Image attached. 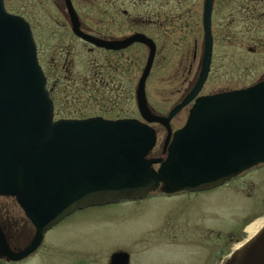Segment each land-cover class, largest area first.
Masks as SVG:
<instances>
[{
  "label": "water",
  "instance_id": "95a60500",
  "mask_svg": "<svg viewBox=\"0 0 264 264\" xmlns=\"http://www.w3.org/2000/svg\"><path fill=\"white\" fill-rule=\"evenodd\" d=\"M212 2L204 3L199 88L210 64ZM82 37L106 49L133 42L150 48L135 92L143 121H55L30 27L23 18L8 14L0 0V196L16 199L38 237L76 211L138 201L157 191H206L264 164V81L198 99L184 126L172 133L170 120L182 106L161 117L152 113L146 100L152 42L141 35L115 43ZM152 123L167 131L164 158L149 157L157 144ZM263 229L226 264H264ZM128 263L124 252L109 260Z\"/></svg>",
  "mask_w": 264,
  "mask_h": 264
},
{
  "label": "flooded vegetation",
  "instance_id": "af4514ba",
  "mask_svg": "<svg viewBox=\"0 0 264 264\" xmlns=\"http://www.w3.org/2000/svg\"><path fill=\"white\" fill-rule=\"evenodd\" d=\"M15 1L18 2V0H2V3L8 14L23 18L30 27L36 45L37 61L45 76L46 89L53 104L54 119L86 120L96 117L112 121L132 119L127 116V111H129L130 80L135 72L139 75L138 80L141 78L150 54V48L144 43L133 42L121 49H106L95 45L82 36L88 39L113 43L125 41L136 35L144 36L150 40L154 47V54L147 77L148 80L155 72V69H158V57L163 52L164 45L168 44V36H173L175 33L170 31L171 34H168L167 40L162 42L164 45H158V28L161 31L165 25L168 30L171 26L169 22L168 26L164 24L167 21L162 16V13H158V9L156 10L154 7L152 11L147 12L144 8L146 7L145 3H147L144 1L147 0H28L26 7L31 13L29 19L12 10L11 6H13ZM173 1L181 3L192 0ZM204 3L205 0H201L202 45L195 74L192 76L194 73L192 63L196 62L198 53V46L196 44H194V49L191 53L192 61L182 71L183 74L176 69L178 62L174 64L175 68L170 73L172 77H176L177 75L181 79L170 82L171 85H174L175 90L173 93L176 94L177 98L167 114L162 117H167L171 111L182 106L170 120L169 126L172 132L183 127L198 99L238 92L264 81V75H262L254 83L242 86L241 78L235 76L233 84H230L231 86L204 93L205 86L213 82L211 78L214 73H217L218 81L222 80L219 72H217L218 68H214L213 66L219 38L227 46L234 47L239 51L236 54V69L240 72V49L243 41L240 40L242 29L249 30L253 28L258 32L264 29V0H213L210 23L212 49L209 70L201 87H197L204 54ZM38 12L43 14L41 21L35 19ZM216 12H219V14L224 13L226 17H222L221 22L214 25L213 21L216 17ZM147 16L150 18H147ZM74 28L77 30V33L74 32ZM233 28L237 32L235 35L232 33ZM254 41L259 51L263 52L264 36L257 37ZM77 49L91 59L89 60V64H87L85 72L75 70V58L79 54L77 53ZM250 52H254V50H250ZM139 56L144 62L143 65L141 64L137 68L136 57ZM160 57L163 62L164 58ZM232 75L230 72L229 76ZM136 87L134 93L136 92ZM104 100H107L110 109H106L105 112L103 111L105 115H101L99 113H103L101 111L103 108L101 103ZM74 102L81 103L82 105H91V108H95L94 110L99 115H84L80 112L76 114L65 113L60 117H55L57 106ZM98 108L101 109L98 110ZM150 109L156 114L152 107ZM63 112H66L65 109ZM115 112L117 113L114 114ZM182 114H184V118L180 121V125L178 127L172 126L173 121ZM156 126L165 132L164 142L167 137V131L161 125L156 124ZM156 130L159 133L157 128ZM162 151L163 149L161 148L158 157L162 156ZM261 168L263 169L264 165H259L248 170L214 189L201 192H181L172 196L191 195L196 197L203 192L228 189L226 187H229L228 185L230 184H235L239 187L242 186L245 177L251 172L259 171ZM245 184L247 185L246 182ZM236 188L232 187L233 195H237ZM140 201L143 200L121 201L90 208L109 207L121 203H138ZM90 208L76 211L73 214L87 211ZM178 209L179 206L173 210V213L169 217L171 221L167 223L166 227L159 228L161 230L165 229V232L157 233L154 238H144L143 242L150 244L158 243L159 245L165 241H173L177 246H181V249L190 247L191 243L193 245L194 243L197 244L195 242L197 238L194 236V231L196 229L199 231L209 230V225H203V223L196 224L190 221L189 217L187 218L183 215L176 217L175 214L179 213ZM73 214L64 218L38 237L36 226L24 215L16 200L11 197H0V264H98L97 251L86 257L70 259H66L60 254H54V250L48 242V236ZM203 243L209 244V240L203 238ZM28 249L31 250L27 252ZM108 252H110V255L102 258L103 264H109L110 257L118 252L127 253L129 256L128 264L133 263L132 254L128 251H120V249L116 251L112 249ZM68 260L71 263H67Z\"/></svg>",
  "mask_w": 264,
  "mask_h": 264
},
{
  "label": "rangeland",
  "instance_id": "374dc122",
  "mask_svg": "<svg viewBox=\"0 0 264 264\" xmlns=\"http://www.w3.org/2000/svg\"><path fill=\"white\" fill-rule=\"evenodd\" d=\"M144 2H147L144 7L147 12L152 11L153 7L158 9V13H162L167 21L164 24L168 26L170 23L171 25L168 30L165 25L161 31L158 28L159 46L164 45L162 42L167 40L168 34L175 32L173 36H168V44L164 45L163 52L158 57V69H155L146 82L148 106L150 105L156 114L164 116L177 98L173 93L174 85H171L170 82L181 79L177 75L172 77L170 73L175 68L176 62H178L176 69L179 72L189 66L192 61L191 53L194 44L198 46V53L196 62L192 63L194 72L192 76L197 68L202 45L201 0L181 3L173 0H147ZM27 3L28 0L15 1L11 6L12 10L30 19L31 13L26 7ZM42 15L38 12L35 19L41 21ZM222 17H226V15L216 12L214 25L221 22ZM147 18L150 17L147 16ZM232 33L234 35L237 33L235 28ZM241 36L240 40L243 41L240 49V72L236 69V54L239 51L234 47L227 46L219 38L213 66L218 68L217 72L222 80L218 81L217 73H214L211 78L213 82L205 86L204 93L231 86L235 76L241 78L242 86H247L264 75V51L260 52L258 46L254 44L255 38L264 36V29L258 32L253 28L249 30L243 28ZM250 50H254V52H250ZM77 51L79 54L75 58V70L85 72L91 59L79 49ZM160 56L164 58L163 62ZM143 62L140 56L136 57L137 68L141 64L143 65ZM230 72L233 74L232 76H229ZM224 74L226 76H221ZM138 76L135 72L130 80L127 116L139 120L134 93ZM101 106H103L102 112L110 109L107 100H104ZM64 109L66 112H63ZM94 109L91 108V105H82L77 102L59 105L55 117H60L65 113L80 112L92 116L105 115L104 112L98 114ZM100 109L98 108V110ZM182 118H184V114L179 115L173 121L172 126L178 127ZM153 127L157 128L159 132L157 133L158 144L153 151L154 156H158L161 152L165 132L156 125ZM243 181L242 186L230 184L229 187H226L228 189L203 192L196 197L191 195L169 197L156 192L138 203H121L77 212L49 234L48 242L55 255L60 254L66 259L86 257L97 251L98 264H103L102 258L109 256L110 252L108 251L112 249L131 253L132 264H226L232 253L247 243L264 225L263 221L255 233L250 236L248 228L264 218V168L251 172ZM232 187H237V195H233ZM177 206H179L180 214L176 213V217L183 215L189 217L190 221L196 224L209 225V230L199 231L196 229L194 231V236L197 238L195 242L198 245L191 243L190 247L181 249V246H177L173 241H165L159 245L158 243H144V238H154L157 233L165 232V229L159 228L166 227L167 223L171 221L169 217ZM203 238L209 240V244L203 243ZM67 263L71 262L68 260Z\"/></svg>",
  "mask_w": 264,
  "mask_h": 264
},
{
  "label": "bare ground",
  "instance_id": "6f19581e",
  "mask_svg": "<svg viewBox=\"0 0 264 264\" xmlns=\"http://www.w3.org/2000/svg\"><path fill=\"white\" fill-rule=\"evenodd\" d=\"M263 221H264V218L258 220L256 223H254L253 225H251V226L248 228V232H249L250 236H251L252 234L255 233V231L260 227V225L262 224ZM263 230H264V229H263ZM258 234H259V233H255V235H254L253 237H251V239L249 240V242H250L252 239L256 238V237L258 236ZM247 243H248V242H247ZM247 245H248V244H246V245H244V246H242V247H239V248L233 253L232 257L235 258V257H237V256H240V255H239V254H240V251H241L242 249H244Z\"/></svg>",
  "mask_w": 264,
  "mask_h": 264
}]
</instances>
